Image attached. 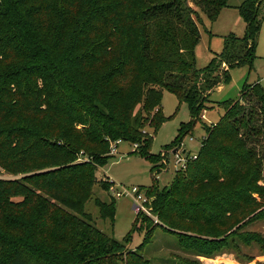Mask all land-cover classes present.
I'll return each instance as SVG.
<instances>
[{
  "label": "trees",
  "instance_id": "16d2710c",
  "mask_svg": "<svg viewBox=\"0 0 264 264\" xmlns=\"http://www.w3.org/2000/svg\"><path fill=\"white\" fill-rule=\"evenodd\" d=\"M14 1L0 0V164H13L12 174L24 175L14 181L20 193H12L20 200L0 192V264H149L142 250L153 236L150 218L136 215L118 241L85 211L94 185L109 192L111 182L97 180L95 172L119 140L138 144L132 152L150 162H162L150 146L167 120L163 90L185 102L190 114L167 149L202 119L219 82H228L222 63L229 70L251 69L262 0L237 6L245 22L241 44L229 45L237 40L230 33L200 68V13L211 23L228 0ZM249 87L243 84L242 97L250 89L257 112L240 99L221 101L219 120L203 123L196 157L176 170L169 185L147 189L155 196L153 213L177 232L164 230L195 255L214 256L234 249L237 239L251 244L262 238L246 230L239 236L264 218V207L256 209L264 202V185L258 184L264 168L255 162L264 150L253 148L264 143V120L250 125L264 117V88L258 81ZM107 196L93 201L112 226L116 199ZM135 230H144L143 240L138 249L127 248Z\"/></svg>",
  "mask_w": 264,
  "mask_h": 264
},
{
  "label": "rangeland",
  "instance_id": "374dc122",
  "mask_svg": "<svg viewBox=\"0 0 264 264\" xmlns=\"http://www.w3.org/2000/svg\"><path fill=\"white\" fill-rule=\"evenodd\" d=\"M7 1L15 3L14 0ZM243 1L244 0H228L227 6L219 11L216 19L211 23L207 20L204 13H200L203 24H198L200 40L195 48L197 67L200 68L205 66L213 56V53H219L223 49V45L226 41L224 38L230 33H233L237 40L233 41L229 39L228 44H241L238 39L244 34L245 22L239 14L237 6ZM188 2L192 5L190 0H188ZM258 18L261 21V25L257 35L255 58L251 69L243 65L229 70L228 65L222 63L221 74L224 71L229 73L228 82H219L214 88V91L209 95L210 100L206 104L208 108L200 112V118L202 119L198 120L193 125L191 131L184 135L178 144H174L167 149L164 148L165 145L170 144L178 137V128L180 124L189 122L190 114L185 102H179L174 94L163 90L161 105L163 114L167 117V120L162 123L159 129L153 134L150 146L151 153H160V155L163 156V161L161 163L156 165L150 162L144 156L138 154V152H132L134 149L133 143L119 140L116 153L107 160L103 167H99L100 169L97 168L95 172L96 179L99 181H104V179H106L110 181V185H114L116 189H119V187L121 189L122 187L128 189L134 186L139 187L142 192L146 193L147 196L152 197L154 200V194L151 193L149 195L147 192L148 187L154 186L160 190L169 185L175 176L177 165L172 150L179 149L183 151V149H185V152L196 154L200 148L201 140L205 135L203 123L208 126L215 124L224 112L219 106L221 101L229 98L234 100L240 99L246 110L255 108L253 110L257 112V108L255 107L257 106V97H249L250 89L248 95L242 97V86L246 83L247 87L250 88L249 86L251 84L258 81L264 88V0L261 1L258 8ZM9 60V58L5 59L7 62H9ZM3 64H5V62H3ZM263 120L264 117L260 114L257 120L252 121L250 125L253 124L258 127L263 123ZM254 123H257V125ZM148 130L150 131V129ZM262 132H264V130H262ZM259 139L264 140L263 137ZM253 148L261 152L264 150V143H259L257 146H253ZM262 156L261 160L255 159V162L258 163L259 166L261 165V169L264 168V155ZM12 165L13 164L8 165L9 168H7L5 165L0 164V192H5L11 201H18L21 196L12 194L20 193V191H18L19 189H14L17 184L14 183V181L23 177L24 174H12ZM262 177L263 179L258 182L260 185H264V171ZM93 192V198L99 196L103 200L108 199L107 195L110 194V192L103 191L98 184L93 186ZM113 196L116 199V208L112 226L107 219H102L99 216L98 208L95 206L93 198L85 203L84 209L86 212L90 213L93 223L99 229L110 234L116 240L122 241L131 230L132 222L136 218V215L132 210V200L129 195ZM263 207L264 202L256 209L260 210ZM6 212L9 216L13 215V212L9 209H7ZM152 215L154 218L151 216L147 217L152 220L151 227H154L153 236H151L150 242L146 243L142 250L144 256L149 259V264H264V218L245 226L244 230H241L239 234L240 236L246 231H255L262 234V238H259L260 242L247 244L239 242L240 240L237 239L236 242L238 245L235 246L234 249L225 250L214 256H205L195 255L193 252L180 249L176 244V236L169 231H165L164 228L174 232L177 231L167 227L155 213ZM138 216L142 218L143 215ZM154 224H158V227L154 226ZM144 230L133 231L129 243L125 244V246L131 249H138V245L144 237ZM241 237L242 236H240V238Z\"/></svg>",
  "mask_w": 264,
  "mask_h": 264
},
{
  "label": "built area",
  "instance_id": "2783aa9c",
  "mask_svg": "<svg viewBox=\"0 0 264 264\" xmlns=\"http://www.w3.org/2000/svg\"><path fill=\"white\" fill-rule=\"evenodd\" d=\"M118 141L112 142L110 144L109 154L114 155L116 153V147H117ZM134 149L138 147V144H133ZM172 153L175 156V161L177 165V170L185 169L187 162L194 159L196 157L195 153H188L180 151L179 149L172 150ZM163 161V160H162ZM109 192L112 195L115 196H121V195H129L132 200V210L135 213V215H145V216H151L152 218L154 214L153 213V207H152V197L147 196L146 193L142 192L139 187H131L130 189L122 187V189L119 187V189H116L114 185H110Z\"/></svg>",
  "mask_w": 264,
  "mask_h": 264
},
{
  "label": "water",
  "instance_id": "95a60500",
  "mask_svg": "<svg viewBox=\"0 0 264 264\" xmlns=\"http://www.w3.org/2000/svg\"><path fill=\"white\" fill-rule=\"evenodd\" d=\"M174 151V150H173ZM183 152H185V149H183Z\"/></svg>",
  "mask_w": 264,
  "mask_h": 264
},
{
  "label": "crops",
  "instance_id": "0c3cea01",
  "mask_svg": "<svg viewBox=\"0 0 264 264\" xmlns=\"http://www.w3.org/2000/svg\"><path fill=\"white\" fill-rule=\"evenodd\" d=\"M100 169V168H99Z\"/></svg>",
  "mask_w": 264,
  "mask_h": 264
}]
</instances>
